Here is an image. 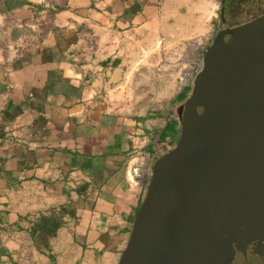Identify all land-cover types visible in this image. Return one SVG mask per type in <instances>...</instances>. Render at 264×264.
<instances>
[{
  "label": "crops",
  "instance_id": "crops-1",
  "mask_svg": "<svg viewBox=\"0 0 264 264\" xmlns=\"http://www.w3.org/2000/svg\"><path fill=\"white\" fill-rule=\"evenodd\" d=\"M217 2L0 0V264H118Z\"/></svg>",
  "mask_w": 264,
  "mask_h": 264
},
{
  "label": "water",
  "instance_id": "water-1",
  "mask_svg": "<svg viewBox=\"0 0 264 264\" xmlns=\"http://www.w3.org/2000/svg\"><path fill=\"white\" fill-rule=\"evenodd\" d=\"M257 240L264 241V14L207 46L181 108L179 140L154 164L118 264H231Z\"/></svg>",
  "mask_w": 264,
  "mask_h": 264
},
{
  "label": "rangeland",
  "instance_id": "rangeland-1",
  "mask_svg": "<svg viewBox=\"0 0 264 264\" xmlns=\"http://www.w3.org/2000/svg\"><path fill=\"white\" fill-rule=\"evenodd\" d=\"M221 0L220 2H217V9L215 11V24H213L212 29L215 31L217 29V27H219V25H221L220 22V8H221ZM232 10L230 11V16L232 18V24H240V23H246L260 15H262V12H264V7L263 8H259V4H258V0H236V4L234 7L231 8ZM215 25V26H214ZM213 41L210 40V42H208L209 46L211 44V42ZM160 46L158 47V50L156 51V53H153L151 57L155 58L156 61L158 62V68L157 71L158 72H170V73H179L183 68H185V70H193V67H184L183 66V60H186L187 56H190L192 54V49L195 45V43L193 41H188L185 42L184 44L181 45V47L185 48V53L181 56L182 60H179V53L180 51H174L172 50V54L170 53L169 48L167 47V49H165L164 43L161 42V44H159ZM205 52V51H204ZM203 52V54H204ZM140 59L144 60V59H148L150 57V53L149 51H147L146 49L141 50L140 52ZM167 55V56H166ZM168 56H172L173 61L170 67H167V69L165 70V68H161V66H163L166 62V59H169ZM203 59V57H202ZM202 59H201V64H202ZM185 63V62H184ZM201 64H199L201 66ZM199 66V67H200ZM160 70V71H159ZM197 70V69H195ZM198 71V70H197ZM157 85L163 87L164 84H161V82H159V79H157ZM193 83V81H192ZM170 85V84H167ZM165 87V86H164ZM163 87V88H164ZM192 87V84H191ZM148 88L147 87H142V91H145V93H147ZM154 99V98H152Z\"/></svg>",
  "mask_w": 264,
  "mask_h": 264
},
{
  "label": "flooded vegetation",
  "instance_id": "flooded-vegetation-1",
  "mask_svg": "<svg viewBox=\"0 0 264 264\" xmlns=\"http://www.w3.org/2000/svg\"><path fill=\"white\" fill-rule=\"evenodd\" d=\"M222 2V0H221ZM236 4V0H226L225 2V23H223V20L221 18V9H222V4L220 8V22L221 25H219L215 36L217 35L218 32L225 30V29H230L234 28L236 26H239L243 23L240 24H232V18L230 16V11L232 10L231 8L234 7ZM259 8L264 7V1L263 0H258ZM264 14V12H262ZM214 36V37H215ZM214 39V38H213ZM231 39V35H226L225 40L229 41ZM231 264H264V241H252L244 251L242 250H236V254L234 257V260Z\"/></svg>",
  "mask_w": 264,
  "mask_h": 264
},
{
  "label": "trees",
  "instance_id": "trees-1",
  "mask_svg": "<svg viewBox=\"0 0 264 264\" xmlns=\"http://www.w3.org/2000/svg\"><path fill=\"white\" fill-rule=\"evenodd\" d=\"M192 90V87L185 93V95L182 97L181 101H184L187 97V94Z\"/></svg>",
  "mask_w": 264,
  "mask_h": 264
},
{
  "label": "built area",
  "instance_id": "built-area-1",
  "mask_svg": "<svg viewBox=\"0 0 264 264\" xmlns=\"http://www.w3.org/2000/svg\"><path fill=\"white\" fill-rule=\"evenodd\" d=\"M200 67H201V66H200ZM200 67H199V68H200ZM198 70H199V69H198ZM197 72H198V71H197ZM197 72H196V73H197ZM136 171H138V170L136 169Z\"/></svg>",
  "mask_w": 264,
  "mask_h": 264
}]
</instances>
